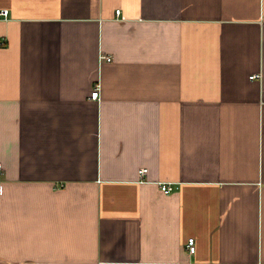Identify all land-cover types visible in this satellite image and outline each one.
<instances>
[{
  "label": "crops",
  "instance_id": "1",
  "mask_svg": "<svg viewBox=\"0 0 264 264\" xmlns=\"http://www.w3.org/2000/svg\"><path fill=\"white\" fill-rule=\"evenodd\" d=\"M0 9V264H264V0Z\"/></svg>",
  "mask_w": 264,
  "mask_h": 264
},
{
  "label": "built area",
  "instance_id": "2",
  "mask_svg": "<svg viewBox=\"0 0 264 264\" xmlns=\"http://www.w3.org/2000/svg\"><path fill=\"white\" fill-rule=\"evenodd\" d=\"M115 13L119 14V10H116ZM6 15H7V10L6 9H0V18L6 17ZM106 60L110 61V58L107 57ZM256 77H257V75H251L250 76V78H256ZM98 96H99V85L95 84L93 86L91 92H90L89 98L95 100L98 98ZM138 173L140 176H142L145 173V169L144 168L139 169ZM160 189L164 193H169L172 188H171V186L164 184V185L160 186ZM186 246L188 248V251H190V252L195 251V245H194V238L193 237H189L187 239Z\"/></svg>",
  "mask_w": 264,
  "mask_h": 264
}]
</instances>
